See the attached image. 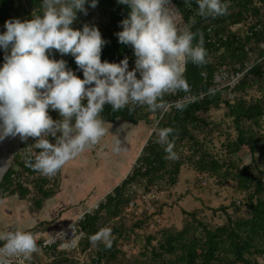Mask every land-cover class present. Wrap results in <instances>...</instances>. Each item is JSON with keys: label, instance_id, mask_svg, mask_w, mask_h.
Returning a JSON list of instances; mask_svg holds the SVG:
<instances>
[{"label": "trees", "instance_id": "16d2710c", "mask_svg": "<svg viewBox=\"0 0 264 264\" xmlns=\"http://www.w3.org/2000/svg\"><path fill=\"white\" fill-rule=\"evenodd\" d=\"M226 2L229 14L216 18L201 17L195 0H172L169 6L183 27L190 25L194 33H203L208 63L196 66L189 62L184 73L191 92H204L203 99L191 102L183 111L169 107L168 111L152 112L146 106L112 111L110 105H105L101 113V118L109 123L120 118L136 125L143 118L148 125L154 124V129L173 127L178 133L174 139L179 159L165 160L163 148L155 143L151 131L129 173L92 212L87 209L77 217L78 231L83 234L77 248L68 251L40 245L43 238L67 225L68 221L63 220L55 228L58 221L55 217L39 223L41 229L48 227L54 231L37 236L39 251L29 264H264V0ZM128 11L126 5L116 0H98L96 8L88 7L86 16L77 14L72 27L81 28L84 24L98 27L102 38L109 41L102 49L101 60L118 63L127 56L131 70L135 61L132 49L119 43L115 35ZM41 12V0H0V32L5 30V20L30 19ZM3 56L0 50V64ZM55 58L65 59L68 67L83 78L71 55L61 57L56 53ZM238 66L243 74L233 86L229 87V80L213 81L222 67L235 71ZM184 94L166 96L165 101L171 105ZM217 110L223 114L216 124L211 120V112ZM49 114L59 119L57 112ZM33 143L32 139L22 143L1 177L0 194L7 192L29 199L31 206L39 209L53 196L57 177L41 176L25 166V158L39 151ZM242 151L250 154L249 162L241 157ZM182 167L194 168L215 185L232 183L240 197L213 208L211 216L198 209L183 210L186 217L179 227H161L156 233L143 235L142 243L137 244L130 236L145 227L157 210L151 213L144 210L137 216L136 210H130L135 221L132 227L126 225L125 211L129 202L136 200V190L141 188L144 195L166 190L178 181ZM25 182L32 186L30 197ZM105 227L112 230V247H94L89 237ZM134 236L140 240L138 235ZM121 240L130 242L138 251L126 257Z\"/></svg>", "mask_w": 264, "mask_h": 264}, {"label": "clouds", "instance_id": "9594fccd", "mask_svg": "<svg viewBox=\"0 0 264 264\" xmlns=\"http://www.w3.org/2000/svg\"><path fill=\"white\" fill-rule=\"evenodd\" d=\"M128 14L116 32L118 42L130 46L135 57L117 62L101 60L109 41L95 25L72 27L78 13L88 14L98 0H41L42 12L30 19L5 20L0 32V143L9 138L29 139L38 152L25 158V166L41 176H55L71 160L97 146L110 128L101 118L105 105L112 111L146 106L149 111H183L192 102L191 87L184 75L189 62L208 63L203 33L190 25L178 28L170 9L172 0H116ZM187 2V0H186ZM198 14L216 18L229 14L226 0H195ZM86 5L88 7H86ZM199 35V39H197ZM61 57L71 55L81 79ZM212 93L213 90H209ZM185 95L169 105L165 97ZM86 101V103H85ZM50 111L58 113L53 119ZM155 143L164 159L176 161L175 135L171 127L153 129ZM117 138L113 151L123 150ZM83 216H81V219ZM111 228L89 237L94 247H112ZM39 251L37 238L29 230L9 227L0 232V264L11 258L30 261Z\"/></svg>", "mask_w": 264, "mask_h": 264}, {"label": "rangeland", "instance_id": "374dc122", "mask_svg": "<svg viewBox=\"0 0 264 264\" xmlns=\"http://www.w3.org/2000/svg\"><path fill=\"white\" fill-rule=\"evenodd\" d=\"M173 17H174V21H175L177 27L182 29L183 25L181 23L180 18H178V16L175 14H173ZM236 27L237 26H235L234 28H236ZM211 114H212L211 120L217 124L219 117L223 114V112L221 110H217V111L211 112ZM118 124L123 125L125 127V128L124 127L120 128V131L124 135L126 132H128L129 138L127 139V137L125 138V136L121 139L118 138L121 140L122 145L124 146L122 151H120L119 153L116 152V154H115L114 151L109 150L107 153L111 159L118 157V159L122 163H125L127 161L128 155H130V157H131L132 151H133V149L129 146V144L125 143L126 142L125 140L126 139L131 140L130 138L132 136V133H134V132L136 135L138 134L140 137H142V134H143L142 132L144 131V129L146 132V134H145L146 139L145 140H147L149 134L154 129L153 128L154 124L148 125L147 123H145L143 118H139V121L136 125L135 124L132 125L130 123H124L123 120L116 119V123H114V125L111 126V125L105 124V127L110 128V132H112V131L118 130L117 129ZM124 130H126V131L124 132ZM115 142H116V138L114 140L109 141V143H106L107 144V150L109 148L112 149ZM22 143L23 142H21L18 138H9V139H6L4 141V144L5 145L7 144L6 147L4 148L5 152L2 153V154H5L4 158H6L7 157L6 154L11 151L10 146L12 147L13 145L14 146L16 145V148L13 149V151H11L12 153L10 154V159H9V164H8L9 166L11 165L12 159L15 156V154H17L19 152ZM135 147H136V145H135ZM142 147L143 146L140 145L137 148V152L135 153L136 155H139ZM33 152H35V151H33ZM240 155L245 162H249L251 159L250 154L246 151H242V153ZM100 159H101L100 162H102L103 161V155L102 154L100 156ZM73 161H76V160L73 159ZM62 170H60L55 175L57 177V186L54 189L53 196L56 193L59 194V192H60L59 183L60 182L64 183L63 177L60 175ZM129 171H130V169H129ZM129 171L127 173H129ZM106 181L108 183H110L108 180H105V182ZM24 185L29 187V189H30L29 197H30L33 194L32 186L27 182H25ZM62 187H64V186H62ZM136 193H137V198H136V200L132 201V203L133 204L135 203L137 208L145 210L146 205H153L154 210L155 211L157 210V214H151V215H154V217H149V222L145 225V227H143L141 230H137V231L133 230L134 232L130 236V239L136 241L137 244L139 243V241H140V243H142V239H143L142 236L143 235H148L150 233H152V234L156 233L157 231H159V229L161 227L169 226V225H177L179 227L180 224L182 223L183 218L186 217V215L183 216V210L190 211V210L198 209V210H201L202 213L206 214L207 216H211L213 208H218L224 204L227 205L230 203V201L232 199H238L240 197V195L237 192H235L232 183L228 182L227 184H224L221 186L215 185L213 183L212 179L205 178L204 175L198 174L194 170V168H192V167H182L181 171H180V175L178 176V181L175 182L174 185H172L171 187H169L166 190L162 189L158 192L155 191L154 194L156 195V200L151 199V196H149V195H146V194L144 195L141 188L136 190ZM76 195L77 194H74V198L76 197ZM105 195H106V192H104L102 195H98L94 199L91 196L90 198H92L94 201L93 202H91L92 200H86V202L84 201L81 208L76 207V201H69L70 204L66 206L68 208H66V210H65V212H67L66 213V218H67L66 221H68V222H66V224L68 225L71 222L75 221L77 219L78 215H80L83 211H85L87 209H89L90 212H92L93 209H95L97 207L98 203L104 200ZM62 196H63V192H62ZM28 201H29L28 204H31L29 199H28ZM45 202H47V199L43 202L41 208H39V209H34L31 206L33 213L36 210H39L38 212L41 213V217H43L45 209H46L45 208ZM65 202L68 203L67 200H65ZM87 205H90V206L85 208V206H87ZM160 206H161V208H160ZM83 207L85 210L83 209ZM158 207H159L160 211H158L159 210ZM137 208H131V205L129 203V208L126 209V211H125L126 215H124V216L127 218V224L126 225H128L129 227H132V225L135 221V219H133L131 217L132 215H131L130 210H136ZM68 211L70 214L74 213L75 211L79 212L80 214H78L76 216V218H74L76 214L73 215V217L68 218L67 217L69 215ZM134 212H135L136 216L141 214L138 209ZM217 215H219V214H217ZM59 218H60V216H59ZM47 228L48 227L41 229L40 227H38V229L40 231L45 230ZM134 235H138L140 240H138V238H136ZM35 237L37 238L36 234H35ZM140 243H139V245H140ZM120 247L123 250V252L125 253L126 257H128V256L132 257V255L138 251V248L136 249V247L134 248L133 246H131L130 242L127 243L125 241H122V244ZM260 261H261V259H260ZM42 263H46L45 260H43Z\"/></svg>", "mask_w": 264, "mask_h": 264}, {"label": "crops", "instance_id": "0c3cea01", "mask_svg": "<svg viewBox=\"0 0 264 264\" xmlns=\"http://www.w3.org/2000/svg\"><path fill=\"white\" fill-rule=\"evenodd\" d=\"M120 120H123L124 123H130L124 119ZM114 123H116V119L110 123L105 122V124L111 126L114 125ZM130 124L134 125L133 123ZM117 126L118 130L112 132L109 131L97 146L87 149L84 153L74 159L76 161L71 160L65 165V167H63L60 175L63 177L64 183H59V194L56 193L45 202V217H41V213L38 212L39 210H36L33 213L31 204H28V199H21L17 195H12L7 192L0 194V232L12 227L13 229L19 228L21 230H29L37 236H44L54 230L47 228L46 231H40L38 229L39 223L54 219L55 217L58 219L60 216L55 228L59 227V223L63 220L66 221L67 219V212H65V210L68 208L66 206L70 204L69 201H76V207L81 208L84 201L92 200L91 202H93V199L98 195H102L104 192H106V194L110 192V190L121 181L122 177L125 176L131 165L134 163L133 161L137 156L135 154L137 148L140 145L144 146V142H146L145 129L142 132V137L138 134L136 135L134 132L130 138L131 140H127L129 138L128 132L124 135L120 131V128L124 126L120 124ZM125 131L126 130H124V132ZM124 136L125 138L127 137L125 143L129 144L133 151L131 157L128 155L127 161L122 163L118 157H115L114 159L109 157L107 152L109 150L113 151V148L107 150L106 143H109V141L114 140L115 138L116 140L117 138L121 139ZM101 154L103 155L102 162H100ZM105 180H108L111 184L107 181L105 182ZM62 192L64 197L62 196ZM74 194H77L75 198ZM91 196L93 199L90 198ZM65 200H67L68 203L65 202ZM89 206L90 205H87L85 208ZM76 211L71 214L68 211L69 215L67 217L70 218L76 214L74 217L76 218V216L80 214Z\"/></svg>", "mask_w": 264, "mask_h": 264}, {"label": "built area", "instance_id": "2783aa9c", "mask_svg": "<svg viewBox=\"0 0 264 264\" xmlns=\"http://www.w3.org/2000/svg\"><path fill=\"white\" fill-rule=\"evenodd\" d=\"M250 63L247 65L249 67ZM247 67L245 69H247ZM240 67L238 66L235 71L226 69L225 67H222L219 69V71L214 75L213 81L215 83H221L225 80H229V87L233 86L238 79L242 76L243 71L239 69ZM185 95V94H184ZM183 95V96H184ZM190 95L193 97L192 102L196 100H201L203 99L204 92L199 91L197 93L191 92ZM180 96L179 98L183 97ZM178 98V99H179ZM151 196V199L156 200V195L154 193L148 194ZM131 205V208H137L135 203L133 204L132 201L129 202ZM140 213L144 211V209L137 208ZM136 209V210H137ZM145 210L148 213L153 212L154 208L153 205H146ZM90 212V210H88ZM79 219V218H78ZM71 222L67 226L61 228L57 232H54L45 238L42 239L40 242L41 246H52L54 245L56 249L58 250H68V251H74L78 243L82 237V232L78 231V226L76 225L77 220ZM38 242V241H37ZM9 264H29L28 261H23L22 258H11L9 260Z\"/></svg>", "mask_w": 264, "mask_h": 264}, {"label": "bare ground", "instance_id": "6f19581e", "mask_svg": "<svg viewBox=\"0 0 264 264\" xmlns=\"http://www.w3.org/2000/svg\"><path fill=\"white\" fill-rule=\"evenodd\" d=\"M7 145V144H6ZM6 145L3 143H0V178H1V175H2V172L4 171V169H6V167L8 166L9 164V159H10V154L12 153L11 151H13V149L16 148V145L14 146H10V152L7 153V157L4 158V155L5 154H2L4 151V148L6 147ZM2 147V148H1ZM8 147V146H7Z\"/></svg>", "mask_w": 264, "mask_h": 264}, {"label": "water", "instance_id": "95a60500", "mask_svg": "<svg viewBox=\"0 0 264 264\" xmlns=\"http://www.w3.org/2000/svg\"><path fill=\"white\" fill-rule=\"evenodd\" d=\"M8 167H9V165L6 167V169H8ZM6 169H4V171L2 172V175H3V173L5 172ZM2 175H1V177H2ZM0 179H1V178H0Z\"/></svg>", "mask_w": 264, "mask_h": 264}]
</instances>
